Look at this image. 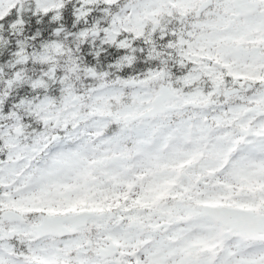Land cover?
I'll return each mask as SVG.
<instances>
[{
	"label": "snow or ice",
	"instance_id": "snow-or-ice-1",
	"mask_svg": "<svg viewBox=\"0 0 264 264\" xmlns=\"http://www.w3.org/2000/svg\"><path fill=\"white\" fill-rule=\"evenodd\" d=\"M0 264H264V0H0Z\"/></svg>",
	"mask_w": 264,
	"mask_h": 264
},
{
	"label": "rangeland",
	"instance_id": "rangeland-1",
	"mask_svg": "<svg viewBox=\"0 0 264 264\" xmlns=\"http://www.w3.org/2000/svg\"><path fill=\"white\" fill-rule=\"evenodd\" d=\"M27 6V5H26Z\"/></svg>",
	"mask_w": 264,
	"mask_h": 264
}]
</instances>
